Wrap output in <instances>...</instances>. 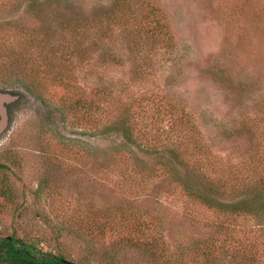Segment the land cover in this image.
Returning a JSON list of instances; mask_svg holds the SVG:
<instances>
[{
	"label": "rangeland",
	"instance_id": "obj_1",
	"mask_svg": "<svg viewBox=\"0 0 264 264\" xmlns=\"http://www.w3.org/2000/svg\"><path fill=\"white\" fill-rule=\"evenodd\" d=\"M115 2L0 0V237L78 264H264V197L222 214L182 184L264 196V0Z\"/></svg>",
	"mask_w": 264,
	"mask_h": 264
},
{
	"label": "trees",
	"instance_id": "obj_2",
	"mask_svg": "<svg viewBox=\"0 0 264 264\" xmlns=\"http://www.w3.org/2000/svg\"><path fill=\"white\" fill-rule=\"evenodd\" d=\"M119 2V4L115 8L121 7L122 12L127 10L125 8V3L128 0H116L115 3ZM155 9V8H154ZM130 11V10H129ZM129 13V12H128ZM153 13V11H152ZM154 17L158 16L157 8L154 12ZM125 17V15H123ZM103 17L99 18L97 24L104 25L102 23ZM115 19V18H114ZM149 19V16L146 20ZM157 19H153L152 22ZM151 23V22H150ZM110 29V28H109ZM152 35L157 37H163L166 39H170V34L165 30V27L158 23L156 27H152ZM110 90L105 89L98 91L100 94L98 98L95 99L90 98V129L91 127L99 128L100 123L98 122L97 117L105 113V109L101 106V100L105 99L106 95H110ZM85 108V106H83ZM182 118L185 117L184 112L182 113ZM189 119L187 118V121ZM111 131L110 128H108ZM114 131H118L121 137L116 138V140L124 141L121 145L123 150H127V146L129 144H135V127L133 122L126 123L124 120L116 125L113 128ZM159 133V130L157 129ZM120 138V139H119ZM165 155V154H164ZM176 157H174V163L176 164ZM172 161V160H170ZM178 169V168H177ZM176 169V171H177ZM262 186L264 184V176L259 178ZM189 182V183H188ZM191 182V184H190ZM192 181H184L182 184L189 189L190 194L199 201L203 206L212 209L213 211L220 212L222 214H240V215H248L254 212L256 206L262 203L261 194L256 193L254 196H244L242 198L230 199L225 198V190H221L220 188H211V189H201L195 187ZM0 264H78L72 260L67 259L63 254H52L43 252L38 248L36 244L31 241L25 240L23 238H18L17 236H5L0 237Z\"/></svg>",
	"mask_w": 264,
	"mask_h": 264
}]
</instances>
